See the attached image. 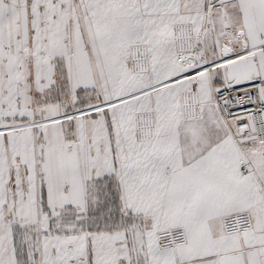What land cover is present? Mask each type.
Instances as JSON below:
<instances>
[{"label": "snow or ice", "instance_id": "obj_1", "mask_svg": "<svg viewBox=\"0 0 264 264\" xmlns=\"http://www.w3.org/2000/svg\"><path fill=\"white\" fill-rule=\"evenodd\" d=\"M0 264H264V0H0Z\"/></svg>", "mask_w": 264, "mask_h": 264}]
</instances>
